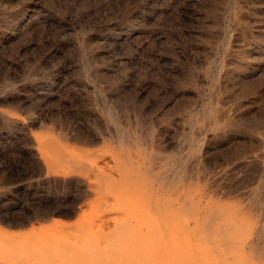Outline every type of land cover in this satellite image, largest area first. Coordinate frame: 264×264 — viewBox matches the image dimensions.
Instances as JSON below:
<instances>
[{
  "label": "rangeland",
  "instance_id": "1",
  "mask_svg": "<svg viewBox=\"0 0 264 264\" xmlns=\"http://www.w3.org/2000/svg\"><path fill=\"white\" fill-rule=\"evenodd\" d=\"M0 264H264V0H0Z\"/></svg>",
  "mask_w": 264,
  "mask_h": 264
},
{
  "label": "bare ground",
  "instance_id": "2",
  "mask_svg": "<svg viewBox=\"0 0 264 264\" xmlns=\"http://www.w3.org/2000/svg\"><path fill=\"white\" fill-rule=\"evenodd\" d=\"M85 137V136H84ZM54 149H56V148H54ZM59 152V151H58ZM69 162H71V163H73V164H80V166H82L83 167V164L82 163H80V162H73V160H70ZM47 165H48V163H47ZM75 166V165H74ZM48 167V166H47ZM75 167H77V166H75ZM79 167V166H78ZM73 168V167H72ZM78 169V168H77ZM46 215V214H45ZM96 222V221H95Z\"/></svg>",
  "mask_w": 264,
  "mask_h": 264
}]
</instances>
